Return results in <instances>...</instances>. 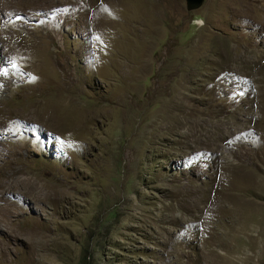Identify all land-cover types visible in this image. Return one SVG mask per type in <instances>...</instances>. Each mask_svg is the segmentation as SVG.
<instances>
[{
	"label": "rangeland",
	"instance_id": "1",
	"mask_svg": "<svg viewBox=\"0 0 264 264\" xmlns=\"http://www.w3.org/2000/svg\"><path fill=\"white\" fill-rule=\"evenodd\" d=\"M0 113V264H264V0H0Z\"/></svg>",
	"mask_w": 264,
	"mask_h": 264
},
{
	"label": "bare ground",
	"instance_id": "2",
	"mask_svg": "<svg viewBox=\"0 0 264 264\" xmlns=\"http://www.w3.org/2000/svg\"><path fill=\"white\" fill-rule=\"evenodd\" d=\"M5 112H4V115L6 114ZM0 115H1V113H0ZM2 119H4V118L2 117ZM2 122H4V121H2ZM11 150L12 149H10V148L9 149L3 148L1 150V152L5 156L6 154L10 153ZM40 200H41V198H38V201H40ZM15 216H16V204H13V202L10 200L9 195H6L5 193H0V223H5L6 225H9V226H12V225L14 226V223L12 222L11 217H15ZM38 233L40 235L41 231H39ZM3 234H5V233H2V232L0 233V238H2L0 243L2 244V243L7 242L6 245L12 244L11 240H8L7 238H5V236H7V235H3Z\"/></svg>",
	"mask_w": 264,
	"mask_h": 264
},
{
	"label": "water",
	"instance_id": "3",
	"mask_svg": "<svg viewBox=\"0 0 264 264\" xmlns=\"http://www.w3.org/2000/svg\"><path fill=\"white\" fill-rule=\"evenodd\" d=\"M204 0H186L187 9L195 10L203 4Z\"/></svg>",
	"mask_w": 264,
	"mask_h": 264
}]
</instances>
